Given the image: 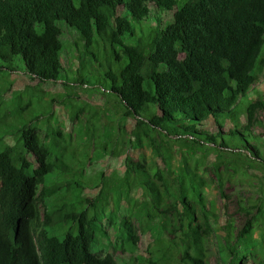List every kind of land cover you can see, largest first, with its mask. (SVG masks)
<instances>
[{"label":"trees","instance_id":"trees-1","mask_svg":"<svg viewBox=\"0 0 264 264\" xmlns=\"http://www.w3.org/2000/svg\"><path fill=\"white\" fill-rule=\"evenodd\" d=\"M15 74L34 84L6 103ZM263 74L264 0H0V264H130L118 253L140 259L138 230L155 232V264H264V181L256 200L240 199L244 226H223L208 180L192 159L173 158L175 145L214 150L222 198L226 183L254 184L252 167L264 178ZM58 84L75 139L55 114L40 123L32 113ZM90 85L114 102L117 136L134 123L128 142L140 151L124 158L118 183L104 186L101 172L94 196L83 194L87 164L120 152L112 131L98 132L99 112L71 99ZM89 120L96 129L84 128ZM82 139L80 158L72 149ZM116 217L122 246L93 250L100 233L110 241Z\"/></svg>","mask_w":264,"mask_h":264},{"label":"rangeland","instance_id":"rangeland-1","mask_svg":"<svg viewBox=\"0 0 264 264\" xmlns=\"http://www.w3.org/2000/svg\"><path fill=\"white\" fill-rule=\"evenodd\" d=\"M61 27H66L65 24H62ZM264 79V74L262 75V78ZM12 80V86L10 87L11 90L7 93H4L3 99L6 103H11L12 100L14 101L15 95L23 90V93L26 97H28V94L25 93L28 84L33 85L34 83H31L25 76L15 74L11 77ZM3 88L8 87L7 84H2ZM47 89V95L44 96L47 97V101H50V99L54 98V102L51 104V106L48 104L47 101L42 100V102L39 103L37 98H34L33 103V116L35 118H38V122H45L48 118V115L50 114V118L54 117L55 114V124L59 125L60 128H62L67 134H72L73 139L76 138V133L78 130V126L76 124L75 120H72L71 118V106L68 103L69 98L66 96H55L59 92H67V89L62 88L61 84L58 85H47L45 86ZM95 86H77L75 92L73 94V101L78 102L79 104L86 103L88 104L87 110H90L91 112L98 111L99 115H97V119L95 120L97 124L98 132H105V131H112L114 134V139L117 140V149L120 152V156H114L109 157L106 160V162H97L96 164H90L88 163L86 166L85 173L87 176L90 177L88 180L87 178H82L79 175H70L68 178H82L85 182L89 183V186H85V190L83 191V194L88 196H94L98 189H94V179H97V176L103 172L104 176L103 178L100 177L99 180H102L103 185L106 186L108 184H111L112 182L118 183V180L122 178L124 174V158L128 156H133L135 158H138L140 155L139 150H135L134 148H131L130 143L128 140L131 137V131L135 127L134 123L132 121H128L126 124V128L123 129V132L120 133L117 136V124H118V111H116L114 107V102L107 97L105 94L95 91ZM23 113L26 112V116H28L27 109L22 111ZM52 113V114H51ZM88 115V113H87ZM94 116V115H93ZM95 118V117H92ZM260 120L264 121V110L259 113ZM57 120V123H56ZM90 127L95 128L96 125L93 122L87 121L84 128ZM259 131H263L262 129H259ZM174 138V137H173ZM85 140V138H83ZM83 139L81 141H77L79 145V151L76 150L77 148H73L75 152H78V155L80 158L79 152H82V150H85V145L83 143ZM74 144L76 142L74 141ZM173 158L174 163L178 164V162L182 163L185 162L186 159L190 158L192 159V165L191 168H197L199 169L201 175L208 180V186L205 187L206 196L213 205L216 206V210L219 211L221 214V224L224 226L228 222V220H232L234 225L237 227V229H241L244 224L247 222L250 215L245 214L242 209V203L240 202V199H246L249 198L250 201L256 200L258 195H262L260 193L259 187L262 185V182L264 181V178L261 177L260 172L256 170L254 167L251 169L253 177L255 178L253 180L252 186H246L245 188L238 189L235 184L232 183H226L224 186L225 194L228 195L227 198H222L218 194V192L215 190L216 186V162H219L216 157V152L211 149H206V147L200 146L199 149H195V154L191 153L190 151H186L183 153L180 151L179 147L177 145L173 146ZM143 154L146 156L147 160H154L155 162H158L160 166H163L162 159L157 158L154 154V152L150 148H145L143 151ZM189 152V153H188ZM185 154V156H184ZM191 155H197V157H191ZM186 158V159H185ZM104 160V161H105ZM253 166V164L251 163ZM77 166V164H75ZM221 168L222 165L219 164ZM158 182V181H157ZM74 185V183H70ZM190 190H192L191 187H189ZM134 196L138 198L140 202H144V196L142 195V189H136ZM193 196V195H191ZM210 203V202H209ZM86 207H89V204H85ZM119 219L116 217L114 219V223L110 225L109 229V235H110V241L106 238H103V234L100 233L98 235V242L94 243L92 245L93 250H102L104 252L112 251L114 247H120L122 246V230L118 224ZM220 226V229L223 230V226ZM77 232V227L74 230V233ZM260 230H258L255 234V239L257 241L261 240L260 238ZM139 236L141 241L138 244V253L137 257L139 256L140 259L138 260H132L130 258L129 254L124 253H118L120 256V261L127 262L129 261L130 264H155L157 258L154 256V254H161L158 251V245L157 242L154 241L155 238V232L148 231V232H142L138 230ZM120 237V238H119ZM215 239H213V243L210 244L211 252L213 254H210L212 258V262L217 257V254L219 252L217 251V246L215 243ZM98 248V249H97ZM216 251V252H215ZM142 256V257H141ZM150 259L152 261H150ZM158 262V261H157ZM158 264V263H156Z\"/></svg>","mask_w":264,"mask_h":264}]
</instances>
